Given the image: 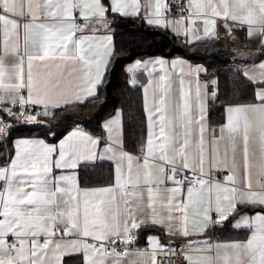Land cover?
<instances>
[{"label":"snow or ice","instance_id":"6c2138e0","mask_svg":"<svg viewBox=\"0 0 264 264\" xmlns=\"http://www.w3.org/2000/svg\"><path fill=\"white\" fill-rule=\"evenodd\" d=\"M181 3L187 16L165 14ZM142 8L149 25L171 26L186 44L219 39L223 29L232 41L243 31L264 51V0H0V143L10 120L43 124L57 109L98 98L115 55L109 16L137 17ZM149 66L161 74H150L133 152L119 112L103 124L104 137L75 127L58 143L14 141L0 164V264H162L160 255L176 254L179 245L158 236L138 247L142 227L183 240L186 264H264V62L237 67L252 100L228 105L218 127L207 120L218 81L200 80L206 68L183 59ZM168 66L181 75L173 79ZM140 69L137 61L127 71ZM105 167L106 182L91 184L90 172ZM228 227L246 239L210 235Z\"/></svg>","mask_w":264,"mask_h":264},{"label":"trees","instance_id":"16d2710c","mask_svg":"<svg viewBox=\"0 0 264 264\" xmlns=\"http://www.w3.org/2000/svg\"><path fill=\"white\" fill-rule=\"evenodd\" d=\"M111 34L115 55L105 73L103 85L98 89V98H91L84 104H76L67 110L57 109L54 119L43 124L27 125L18 122L10 129L6 141L0 143V164L6 162L13 138L41 137L55 141L68 129L80 125L82 129L95 136H101L103 122L113 116L116 111L121 115L122 135L129 152L137 147V140L144 130L145 115L142 104L141 88H134L130 84V73L127 65L135 60L151 57L182 58L189 63L203 65L207 69L206 78L215 77L218 81V95L211 102L208 115L211 125L218 126L224 119V108L238 102H251L253 93L249 91L247 82L236 75L231 66V52L226 44L219 40L186 44L177 41L175 35L164 28L148 25L140 17L113 16ZM111 21V22H112ZM248 49L256 50L258 40H246ZM108 169L105 167L96 172H90L87 179L91 184L104 183L107 180ZM138 244L144 239L156 234L160 239L164 235L154 229H140ZM216 234L223 238L244 237L245 232H235L225 228L216 230ZM145 244V243H144ZM68 264H79L76 257H66Z\"/></svg>","mask_w":264,"mask_h":264},{"label":"crops","instance_id":"0c3cea01","mask_svg":"<svg viewBox=\"0 0 264 264\" xmlns=\"http://www.w3.org/2000/svg\"><path fill=\"white\" fill-rule=\"evenodd\" d=\"M146 2V0H141V3L143 4V3H145ZM164 2L165 3H174L175 2V0H164ZM169 18H177V19H179V17L180 16H176V15H174L172 12H171V10L169 11V12H166L165 13ZM187 14H188V9H187V6H186V13H185V15L184 16H187ZM113 16H119L118 14H110V16H109V20H110V22L113 20ZM140 17H142L145 21H146V19H145V11H144V9L142 8L141 9V12H140V15H139ZM146 23H147V21H146ZM148 24V23H147ZM185 24H187V21H185ZM149 25V24H148ZM152 26H155V25H152ZM156 27H158V26H156ZM158 28H161V27H158ZM165 29V28H164ZM166 30H168L169 31V33H172L173 35H175V33H174V31H173V29H172V27L171 26H169ZM220 32H221V37L219 38V39H216V40H221V41H223L224 42V44H226V47H227V50H229L230 52H231V55H230V60H231V66L235 69V70H237V67H240L241 68V70H243V68H244V65H251V64H253V63H260V62H264V51H262V50H260V49H256V50H252V49H248L245 45H246V36H245V33L243 32V31H241V32H238L237 33V39L235 40V41H232V40H230L229 38H227V37H225L224 35H223V29H220ZM176 36V35H175ZM181 37H183L182 38V41L183 42H185V37L183 36V35H181ZM234 42H237V43H239L238 45H236V44H234ZM197 43V42H196ZM241 48V49H240ZM237 52H239V58H237V57H235L234 55L237 53ZM242 53H243V55H242ZM156 59H165V60H167V61H169V62H171L172 60H174V59H182V58H171L170 57V59H167V58H162V57H159V56H157L156 55V57H151V58H147V59H143V60H135V61H133V62H131L129 65H127V67L129 68L130 66H132L134 63H136L137 61H139V62H141V69L140 70H138V71H140V72H143L144 74H145V76H146V84L141 88L142 90H141V96H142V104H143V110H144V99H145V88H148V93H147V95H148V97H149V101L151 102V97H152V89L149 87V80H150V74L152 75V76H158V75H160L161 73H160V69H159V66H156V69L155 70H153V68L151 67V66H149V68H148V70L147 71H145L144 70V68H143V65H144V63L145 62H148V61H153V60H156ZM184 60V59H183ZM240 60V61H239ZM186 61V60H185ZM235 61V62H234ZM187 62V64H191V65H198V64H193V63H189L188 61H186ZM200 65V64H199ZM200 66H203V65H200ZM204 67V66H203ZM127 68V69H128ZM205 68V67H204ZM166 70L169 72V73H171L172 74V76H173V79H176L177 77H179L180 75H181V72H180V69H179V67H177L176 69H172L170 66H168L167 68H166ZM188 71V68H187V66H185V68H184V72H187ZM212 79H216L215 77H211V78H206L205 77V74L204 73H201V75H200V80L202 81V82H204V81H211ZM192 90H193V93H194V91H195V85L193 84L192 86ZM207 91L209 92V93H211L212 91H213V86L211 85V84H209V86H208V89H207ZM89 99H91V98H89ZM88 99V100H89ZM213 101V99H212V97L209 95V97H208V101H207V113H206V115H207V120H208V124H209V126L210 127H218V126H220V125H222L223 123H225V121H226V113H225V109H226V107L228 106H225V108H224V119H223V122L221 123V124H219L218 126H213V125H211V123H210V121H209V115H208V111H209V107H210V105H211V102ZM233 105V104H232ZM40 109L39 108H37L36 109V111H39ZM116 114H117V111H116V113L113 115V116H111L110 118H108V119H106L104 122H103V124L105 123V122H107L109 119H113V118H115L116 117ZM144 115H145V113H144ZM5 119L6 120H8L9 118L8 117H6L5 116ZM120 120H121V116H120ZM10 122V121H9ZM12 122V121H11ZM10 122V123H11ZM18 122H21V123H23L22 121H18ZM27 125H29V124H27ZM76 126H74V127H72V128H70V129H68L62 136H60L57 140H55L54 142L53 141H49V140H46V138H41V137H15V138H13V140H12V143H11V147H10V152H9V156L11 155V154H13V143H14V141L16 140V139H43V140H45V142H47V143H58L59 142V140L60 139H62L65 135H67L68 134V132L69 131H71V130H73L74 128H75ZM120 127H121V130H122V125H120ZM81 128V127H80ZM102 128H103V125H102ZM106 135V133L104 132V129H103V132H102V135L101 136H99V137H104ZM95 136V135H94ZM103 145H104V141L102 140V143H101V147H103ZM8 156V157H9ZM8 159V158H7ZM7 161V160H6ZM148 228H152V227H142L141 229H148ZM154 229H156V230H158V231H160L163 235H164V238L163 239H161V243L162 244H171V245H174V244H184V241L183 240H181V239H179V238H177V239H174V240H169L167 237H166V235L164 234V232H162L161 230H159L158 228H154ZM229 229H231V227H229ZM216 230H218V229H213L212 231H211V233H210V235L213 237V239H218V240H221V241H228V240H244V239H246V235H247V233L245 232V235H244V237H236V238H223V239H221L220 238V236L218 235V234H216ZM233 230V229H232ZM149 236H157L156 234H151V235H149ZM148 237V236H147ZM147 237L144 239V243L147 245ZM193 239H196L195 237H193Z\"/></svg>","mask_w":264,"mask_h":264},{"label":"built area","instance_id":"2783aa9c","mask_svg":"<svg viewBox=\"0 0 264 264\" xmlns=\"http://www.w3.org/2000/svg\"><path fill=\"white\" fill-rule=\"evenodd\" d=\"M171 4H175L171 3ZM171 12L176 16L185 15L186 13V3H181L180 7L177 9L174 6L171 8ZM177 41H182L181 36H175ZM18 122L12 124V128L16 127ZM76 127H81L80 125H75ZM179 245V247H177ZM140 248H145L147 245L144 243L137 245ZM173 247H177V252L175 255L171 256L170 258L166 257L165 255H160L158 259L162 262V264H186V261L183 258L184 248L182 244H174Z\"/></svg>","mask_w":264,"mask_h":264},{"label":"water","instance_id":"95a60500","mask_svg":"<svg viewBox=\"0 0 264 264\" xmlns=\"http://www.w3.org/2000/svg\"><path fill=\"white\" fill-rule=\"evenodd\" d=\"M133 76L135 77L136 83H132ZM146 76L143 72L137 71L134 74L130 73V84L134 88H142L146 84Z\"/></svg>","mask_w":264,"mask_h":264},{"label":"rangeland","instance_id":"374dc122","mask_svg":"<svg viewBox=\"0 0 264 264\" xmlns=\"http://www.w3.org/2000/svg\"><path fill=\"white\" fill-rule=\"evenodd\" d=\"M234 44L238 45L239 43L234 42ZM240 49H241V48H240ZM234 56L237 57V58H239V52H237ZM239 61H240V60H239ZM234 62H235V61H234ZM130 67H131V66H130Z\"/></svg>","mask_w":264,"mask_h":264}]
</instances>
